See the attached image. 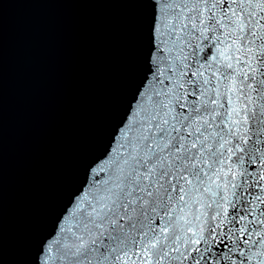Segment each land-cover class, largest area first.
Here are the masks:
<instances>
[{
  "label": "snow or ice",
  "instance_id": "6c2138e0",
  "mask_svg": "<svg viewBox=\"0 0 264 264\" xmlns=\"http://www.w3.org/2000/svg\"><path fill=\"white\" fill-rule=\"evenodd\" d=\"M148 2L135 108L44 264H264V0Z\"/></svg>",
  "mask_w": 264,
  "mask_h": 264
},
{
  "label": "water",
  "instance_id": "95a60500",
  "mask_svg": "<svg viewBox=\"0 0 264 264\" xmlns=\"http://www.w3.org/2000/svg\"><path fill=\"white\" fill-rule=\"evenodd\" d=\"M154 15L148 0H0V264H44L135 108Z\"/></svg>",
  "mask_w": 264,
  "mask_h": 264
}]
</instances>
